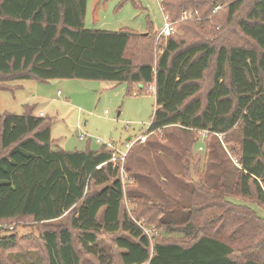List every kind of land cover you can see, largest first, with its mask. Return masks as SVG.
I'll return each instance as SVG.
<instances>
[{
	"label": "trees",
	"instance_id": "trees-1",
	"mask_svg": "<svg viewBox=\"0 0 264 264\" xmlns=\"http://www.w3.org/2000/svg\"><path fill=\"white\" fill-rule=\"evenodd\" d=\"M221 1H229L227 25L235 24L247 46L225 44L223 35L185 46L171 36L163 38L167 43L154 65L141 50L132 51L152 50L153 29L141 35L86 29L88 0H0V82L105 81L128 84V95L135 87L148 94L147 87L154 86L157 108L147 134H162L169 142L167 131L176 127L186 141L179 142V152L154 141L146 149L159 146L158 153L168 157L175 153L184 176L169 169L134 171L131 156L140 141L126 155L123 170L140 187L144 181L156 187L154 179L162 176L163 181L183 179L190 189L185 178L197 176L187 220H208L210 231L221 223L215 234L195 237L188 246L157 242L152 249L149 237L123 211L121 158L106 147L54 150L53 120L27 106L22 115L0 114V223L27 217L44 224L73 212L70 228L43 233L47 264H82L76 242L85 253L99 255L101 234L120 233L126 234L115 239L122 264H264V220L244 200L255 197L264 206V0H164L163 7L174 21L184 11H198L206 19L225 10ZM217 6L221 9L215 13ZM209 72L212 81L202 98ZM235 129L237 145L228 152L223 139ZM200 138V157L192 156ZM92 184L102 189L89 193ZM234 198L244 204H234ZM136 220L176 230L160 207ZM225 228L231 231L228 239L221 236ZM20 244L14 234L0 238L2 250Z\"/></svg>",
	"mask_w": 264,
	"mask_h": 264
},
{
	"label": "rangeland",
	"instance_id": "rangeland-1",
	"mask_svg": "<svg viewBox=\"0 0 264 264\" xmlns=\"http://www.w3.org/2000/svg\"><path fill=\"white\" fill-rule=\"evenodd\" d=\"M233 1L236 2L237 0ZM221 3L226 8L215 18L209 17L183 22L178 15L175 20L177 31L173 38L183 41L185 46H188L200 40L211 42L217 36L223 35L225 44L247 46L249 41L235 31V24L227 25L229 1H221ZM242 16L243 13L236 19L238 20ZM85 19L89 30L117 33L134 32L141 35L147 34L150 28L153 29L154 31L151 32L154 42L152 50L149 47L142 46L134 47L132 51L141 50L144 53L145 60L149 61L151 57L154 60L152 62L154 65H156L161 55L162 48L167 43V40L157 39L158 30L163 27V15L159 0H88ZM202 21L201 24L203 25L199 27L197 22ZM0 80L4 81L1 78ZM211 81L212 76L209 72L203 81L202 98H205ZM5 86L9 87L8 90L1 91L6 89ZM147 90L149 93L143 94L139 88L135 87L134 93L128 95V84L105 81L55 80L48 83L37 80L5 81L0 82V113L9 112L22 115L25 112V107L33 105L36 108V113H44L47 118L53 120L54 150L61 149L66 152H76L89 149L96 152L106 147L115 154L120 153L124 156L128 153L126 145L129 142H135L145 134L147 137L149 136L147 131L157 105L155 91L152 87H147ZM106 112L108 113L106 114ZM167 134H169V142L162 134L158 133L149 136L145 142L140 141L141 143L135 147L131 156V162L134 156L133 161L135 160L136 163L134 166L131 165L134 171H141L142 174H146L149 170L162 172L169 169L172 173L175 172L180 175L181 178L184 176V164L180 157L177 158L175 153L170 157L164 153H158L160 147L170 148L172 152H179L181 145H185L186 140L181 136L183 133L176 127L169 129ZM84 135H87L91 142L81 141V137ZM237 136H239V131L235 129L230 136L223 139L224 147L228 152H231L232 147H236ZM129 138H131L130 141H128ZM98 140L101 141V144L98 143ZM203 140L200 138V141L192 149V156L200 157L198 151L199 147L203 146ZM149 141H154L160 147H156L157 150L146 149V144ZM232 154L231 158L233 159ZM140 158H142V161H140ZM196 161L197 159L194 158L192 163L194 166L197 164ZM204 162L206 163V160ZM124 164L126 162L121 160V179L125 191L122 208L149 237L152 249L157 242L188 246L195 241V237H201L206 233L213 235L219 229L221 223L210 231L208 220L192 222L186 218L189 212L193 211L189 210V207L192 205L193 193L197 190L195 188L196 183H193L197 180V176L185 178L188 182L186 185L190 189L183 187L182 184H185L183 179L176 178L178 181H167V179L163 181L162 176H160V179H154L157 184L156 187L147 181H144L140 187V183L138 184L132 179L131 174L124 172ZM185 165L186 168L189 167V165ZM193 165L191 170H193ZM191 174L194 175V172L192 171ZM101 189L102 187L92 184L88 192L93 193ZM255 199V197L244 198L245 201L252 202L248 206L264 220V206ZM173 202H178V204L180 202L181 205H169ZM231 202L237 205L244 204L242 200L236 198L231 199ZM152 207H160L164 220L170 222L176 230L167 231L163 226H150L145 224L144 220L139 222L136 220L138 214L146 212ZM72 216L73 212L67 213L57 221L44 224L34 223L32 218L27 217L0 223V238L14 234L19 237L21 242L20 247L17 249H0V263L47 264L42 240L43 233L70 228ZM203 226L207 228L201 230ZM230 233L231 231L225 228V232L223 231L221 236L228 239ZM121 235L125 236L126 234H101L99 241L101 254L99 255L85 253L76 242V247L81 254L82 264H122L121 254L123 251L115 244V239ZM238 238L240 236L236 240Z\"/></svg>",
	"mask_w": 264,
	"mask_h": 264
},
{
	"label": "built area",
	"instance_id": "built-area-1",
	"mask_svg": "<svg viewBox=\"0 0 264 264\" xmlns=\"http://www.w3.org/2000/svg\"><path fill=\"white\" fill-rule=\"evenodd\" d=\"M163 2H164V0H159V6H160V9H161V12H162V15H163V27L160 30H158V34H157V37H158L157 39L158 40L163 39V38L167 39V38H169L171 36H174L176 31H177V22L172 20L171 17L164 10ZM220 9H221V7L217 6L214 12L216 13ZM200 19H201V16H200V13L198 11H184L182 13V15H181V20L183 22L196 21V20H200ZM107 113L108 112H106V114ZM39 117L44 118L45 114L44 113H40ZM206 135H207V133H203L201 137L205 138ZM86 136L87 135L82 136L81 140H84L86 138ZM146 139H147V136L145 134V135L141 136L140 138H138L135 142H129L126 145V148H127L128 152L134 147V145L137 142H139V141L145 142ZM98 143L101 144V141L98 140ZM200 149L202 150L201 147H200ZM126 155L122 156V158H121L122 161L125 160Z\"/></svg>",
	"mask_w": 264,
	"mask_h": 264
},
{
	"label": "crops",
	"instance_id": "crops-1",
	"mask_svg": "<svg viewBox=\"0 0 264 264\" xmlns=\"http://www.w3.org/2000/svg\"><path fill=\"white\" fill-rule=\"evenodd\" d=\"M85 28H86V29H89V28L86 26V19H85ZM152 88H153V90L155 91V87L153 86ZM29 107H33V105H32V106H29ZM34 107H35V106H34ZM24 113H25V112H24ZM24 113H23V114H24ZM40 113H41V112H40ZM40 113H36V108H35V115H36V116H39ZM0 114H2V113H0ZM119 115H120V114H119ZM45 117H47L46 114H45ZM147 132H148V131H147ZM52 140H53V145H54L55 140L53 139V129H52ZM130 140H131V138L128 139V141H130ZM81 141L91 142V139H89V138L86 136V138H85L84 140H81ZM89 144H91V143H89ZM88 146H89V145H88ZM59 150H61V149H59ZM63 151H65V150H63ZM127 154H128V153H127ZM120 156H122L120 153H119V154H118V153L116 154V157H117V158H122V157H120Z\"/></svg>",
	"mask_w": 264,
	"mask_h": 264
}]
</instances>
